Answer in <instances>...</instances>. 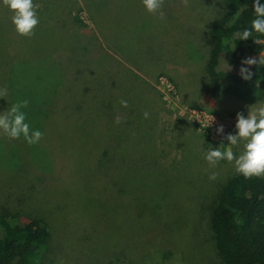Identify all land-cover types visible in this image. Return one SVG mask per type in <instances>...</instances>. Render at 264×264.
<instances>
[{"label":"rangeland","instance_id":"1","mask_svg":"<svg viewBox=\"0 0 264 264\" xmlns=\"http://www.w3.org/2000/svg\"><path fill=\"white\" fill-rule=\"evenodd\" d=\"M218 1L164 0L161 18L142 0H50L46 9L37 3L40 22L27 38L0 0V89L8 92L0 113L28 100L26 122L43 133L29 145L0 131V214L46 222V264H219L210 207L236 172L234 162L212 167L204 155L231 147L239 156L245 142L207 140L179 106L237 116L264 97L204 92ZM76 6L87 27L57 25ZM229 65L221 58L217 68L242 66ZM160 76L175 93L161 92Z\"/></svg>","mask_w":264,"mask_h":264},{"label":"trees","instance_id":"2","mask_svg":"<svg viewBox=\"0 0 264 264\" xmlns=\"http://www.w3.org/2000/svg\"><path fill=\"white\" fill-rule=\"evenodd\" d=\"M49 1L34 0V3H41L42 9H46ZM253 2L221 0L220 15L210 22L211 48L205 64L208 79L203 89L211 98H216L218 92L246 103L264 97V65L251 66L254 73L251 80L243 79L240 71L217 68L221 58L235 65L248 56L258 57L264 50V45L254 43L257 34L253 33V38L247 41L237 36L244 28H250L255 18ZM260 2L264 4V0ZM80 11L81 7L76 6L65 12L66 17H60L62 22L58 18L55 21L62 27H87ZM46 57L54 61L52 56ZM8 63L7 60L5 69ZM112 100H107L105 106L111 108ZM210 209L208 224L219 264H264V179H245L237 173L226 177ZM51 239L42 219L25 214H0V264H46Z\"/></svg>","mask_w":264,"mask_h":264},{"label":"clouds","instance_id":"3","mask_svg":"<svg viewBox=\"0 0 264 264\" xmlns=\"http://www.w3.org/2000/svg\"><path fill=\"white\" fill-rule=\"evenodd\" d=\"M184 6H188L189 0H181ZM2 3L12 12V23L15 26L16 32L24 37L31 38L35 35V30L39 25L38 9L39 5L34 3V0H2ZM143 5L149 13H160L164 0H142ZM255 13V18L251 21L250 28H244L237 33L239 40L247 41L253 38V33L257 34L254 43L264 45V4L260 0H254L252 5ZM240 75L245 80H251L254 73L251 71V66L264 65V50L260 51L258 57H246L241 61ZM246 65L247 67H245ZM227 70H231L229 65ZM7 89H0V98L7 99ZM28 100H23L19 103L11 104V107L0 113V131H2L9 139H20L21 137L29 145L38 144L43 133L36 129L33 130L29 123L26 122V114L22 111L27 108ZM120 104L127 107L126 100L121 99ZM247 116L244 112L237 113V122L235 124V134H227L224 139L229 141V145H237L240 141H244V151L237 156L231 147L226 150L211 148L204 155V159L212 166L216 167L222 160L229 163L234 162L235 172L243 175L245 179L264 178V101L257 102L255 105L248 106ZM145 119H148L150 114L145 111L143 113ZM214 117L212 119V122ZM122 118L117 115L115 123L121 124ZM211 122V124H212ZM210 124V125H211ZM209 125V126H210ZM217 134H224V126L220 125L217 128ZM223 145V144H221ZM218 173L213 172L210 180H216Z\"/></svg>","mask_w":264,"mask_h":264},{"label":"built area","instance_id":"4","mask_svg":"<svg viewBox=\"0 0 264 264\" xmlns=\"http://www.w3.org/2000/svg\"><path fill=\"white\" fill-rule=\"evenodd\" d=\"M159 83L162 85V88H160L161 92L175 93L173 86L167 78L160 76ZM245 115L247 116V114ZM178 116L186 117V119L192 122L197 127L198 131H200V133L203 134L209 141L223 140L224 136L232 132L237 122V116L230 114H214L201 108L183 104L179 106ZM213 117L214 120L212 122ZM220 125L224 126L223 135L217 134V128Z\"/></svg>","mask_w":264,"mask_h":264},{"label":"crops","instance_id":"5","mask_svg":"<svg viewBox=\"0 0 264 264\" xmlns=\"http://www.w3.org/2000/svg\"><path fill=\"white\" fill-rule=\"evenodd\" d=\"M209 96V95H208ZM212 99H215V98H212Z\"/></svg>","mask_w":264,"mask_h":264}]
</instances>
